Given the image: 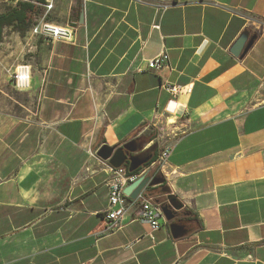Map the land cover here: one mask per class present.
I'll return each instance as SVG.
<instances>
[{
    "label": "crops",
    "instance_id": "0c3cea01",
    "mask_svg": "<svg viewBox=\"0 0 264 264\" xmlns=\"http://www.w3.org/2000/svg\"><path fill=\"white\" fill-rule=\"evenodd\" d=\"M36 7L0 45V79L35 99L0 110V264H264V0H55L47 19L74 27L70 41L36 36ZM129 141L148 159L136 175L162 177L147 195L179 200L189 235L137 210L106 231L97 152Z\"/></svg>",
    "mask_w": 264,
    "mask_h": 264
},
{
    "label": "built area",
    "instance_id": "2783aa9c",
    "mask_svg": "<svg viewBox=\"0 0 264 264\" xmlns=\"http://www.w3.org/2000/svg\"><path fill=\"white\" fill-rule=\"evenodd\" d=\"M10 1L18 2L23 0ZM54 2L55 0H37L34 2L36 5L44 9V13L35 19L32 31L36 36H41L51 41H70L75 36L74 27L70 25H57L47 19L49 13L54 7ZM168 62L169 56L163 52L148 61V68L150 70H160ZM14 77L17 81L28 80V75L20 73H16ZM163 87L172 96H176L184 90H190L188 86L169 83L164 84ZM169 152L170 150L167 148L160 154L158 165L161 172L167 165ZM109 169L112 176L109 184V208L104 218L106 222V231L112 233L118 230L122 225L124 217L133 210H137V214L133 217V220L147 222L153 231L159 230L161 228L160 220H165L162 205L165 204L174 207L171 201H154L153 197L147 195L148 187H146L136 199H130L124 194L123 189L126 185L133 182L138 175L131 174L126 166L114 168L109 165Z\"/></svg>",
    "mask_w": 264,
    "mask_h": 264
},
{
    "label": "water",
    "instance_id": "95a60500",
    "mask_svg": "<svg viewBox=\"0 0 264 264\" xmlns=\"http://www.w3.org/2000/svg\"><path fill=\"white\" fill-rule=\"evenodd\" d=\"M249 32H244L238 40L234 43L231 48V53L235 56H241L244 49L245 43L248 39ZM256 38V35L251 39V43ZM249 46V44H248ZM246 49L243 51V53ZM138 150L134 141H129L124 144L116 146L103 145L97 152V155L104 160H107L109 164L114 168H119L121 166L128 167L129 172H134L138 168L147 163L148 159L140 160L138 156L132 155ZM156 183L151 178V176L143 173L139 175L133 182L124 187V194L130 199H136L139 194L146 188L152 187ZM182 209V205L174 206L171 205H162V211L167 222H170L169 228L172 237L177 240L184 236L189 235L195 229L197 225L195 222L188 221L182 222L181 220L175 221L179 211ZM193 223L195 226L193 227ZM194 229V230H193Z\"/></svg>",
    "mask_w": 264,
    "mask_h": 264
},
{
    "label": "trees",
    "instance_id": "16d2710c",
    "mask_svg": "<svg viewBox=\"0 0 264 264\" xmlns=\"http://www.w3.org/2000/svg\"><path fill=\"white\" fill-rule=\"evenodd\" d=\"M36 11H37L36 4L32 0L18 1L15 6H6L3 12L0 13V45L4 41L3 34L6 26L14 25V27L21 28V23L26 26L29 23L30 13H35ZM154 160L155 157L151 161V163ZM130 173L136 174L137 170ZM146 175H148V173H146ZM153 180L157 184L162 181V177L160 174H156L154 175ZM170 199L173 206L181 205L179 200H177L175 197L172 196Z\"/></svg>",
    "mask_w": 264,
    "mask_h": 264
},
{
    "label": "rangeland",
    "instance_id": "374dc122",
    "mask_svg": "<svg viewBox=\"0 0 264 264\" xmlns=\"http://www.w3.org/2000/svg\"><path fill=\"white\" fill-rule=\"evenodd\" d=\"M5 7V0H0V10H4ZM35 19L33 20V25L35 24ZM0 71L2 76L9 73V71H5L2 67H0ZM11 79H15L14 75H12ZM33 96H30L24 90L14 89L10 83L5 82L4 77L0 79V110H22V102L33 107L35 100Z\"/></svg>",
    "mask_w": 264,
    "mask_h": 264
},
{
    "label": "clouds",
    "instance_id": "9594fccd",
    "mask_svg": "<svg viewBox=\"0 0 264 264\" xmlns=\"http://www.w3.org/2000/svg\"><path fill=\"white\" fill-rule=\"evenodd\" d=\"M206 44H207V41H205V42H204V44H202V45H201V48H200V49H198V51H201V50H203V47H204V45H206Z\"/></svg>",
    "mask_w": 264,
    "mask_h": 264
},
{
    "label": "bare ground",
    "instance_id": "6f19581e",
    "mask_svg": "<svg viewBox=\"0 0 264 264\" xmlns=\"http://www.w3.org/2000/svg\"><path fill=\"white\" fill-rule=\"evenodd\" d=\"M26 73V72H25Z\"/></svg>",
    "mask_w": 264,
    "mask_h": 264
}]
</instances>
